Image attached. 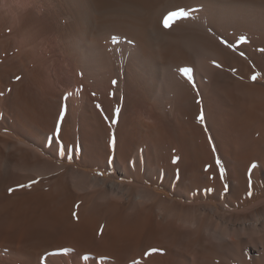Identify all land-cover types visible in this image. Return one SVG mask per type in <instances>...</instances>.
Returning a JSON list of instances; mask_svg holds the SVG:
<instances>
[{
    "label": "bare ground",
    "instance_id": "bare-ground-1",
    "mask_svg": "<svg viewBox=\"0 0 264 264\" xmlns=\"http://www.w3.org/2000/svg\"><path fill=\"white\" fill-rule=\"evenodd\" d=\"M0 93V264H264V0H0Z\"/></svg>",
    "mask_w": 264,
    "mask_h": 264
},
{
    "label": "snow or ice",
    "instance_id": "snow-or-ice-1",
    "mask_svg": "<svg viewBox=\"0 0 264 264\" xmlns=\"http://www.w3.org/2000/svg\"><path fill=\"white\" fill-rule=\"evenodd\" d=\"M168 14H169V13H168ZM186 17H187V16H179L178 18H175V19L186 18ZM172 20H173V19H167V20L164 19V21H163V25H164V27H165V28H169V27H170V21H172ZM240 41H241V42H245V41H244V37H240ZM114 42H115V38H114ZM220 43L223 44L225 47H232V45H231V44L229 43V41L226 40V39L221 38V39H220ZM213 63L215 64V61H213ZM216 66L219 67V65H216ZM182 69H188V68H181L180 71H181ZM181 73H182V71H181ZM252 79L255 80L256 77L253 76ZM190 82H191V81H190ZM116 83H117V82H116L115 80L112 81V84H113V85H115ZM0 95H2V93H0ZM93 95H95V93H93ZM197 103H199V101H197ZM96 108H97V109H100V108H101V105H100V104H96ZM118 111H119V109L116 110V112H118ZM65 112H66V106L61 105L60 110H59V117H58V119H57V123H56V130L53 132V140H54V142H55L57 136L59 135V131H60V123H61L63 117L65 116ZM196 119H197V121H198L199 123L203 124V123H204V119H205V117H204V115L201 113L200 115L197 116ZM115 122H116L115 120L112 121V123H115ZM210 143H211V140H210ZM109 146H110V148L113 149V151L115 150V139H114V138H111V139L109 140ZM57 149H58V154H59V155H61V156L65 155V151H64L63 149H61V148L59 147V145H57ZM213 150L215 151V149H213ZM69 151H73V152H74L75 149H69ZM177 162H178V157H177V156H173V157H172V163L175 164V163H177ZM209 167H210V165H205V171H207V170L209 169ZM216 167H217V170L221 173V176H223L224 169H223V167H222V165H221V161H220L219 159L216 160ZM10 191H11V189H10Z\"/></svg>",
    "mask_w": 264,
    "mask_h": 264
},
{
    "label": "rangeland",
    "instance_id": "rangeland-1",
    "mask_svg": "<svg viewBox=\"0 0 264 264\" xmlns=\"http://www.w3.org/2000/svg\"><path fill=\"white\" fill-rule=\"evenodd\" d=\"M239 43H240V42L236 41V43H234L233 47L237 49V48L239 47ZM236 45H238V46L236 47ZM235 52H237V53H238V52L241 53L239 50H237V51H235ZM237 56L240 57V58H243V57H241L242 55L237 54Z\"/></svg>",
    "mask_w": 264,
    "mask_h": 264
}]
</instances>
